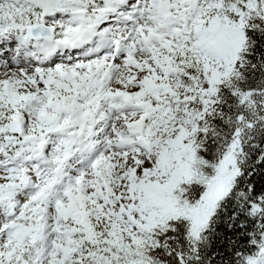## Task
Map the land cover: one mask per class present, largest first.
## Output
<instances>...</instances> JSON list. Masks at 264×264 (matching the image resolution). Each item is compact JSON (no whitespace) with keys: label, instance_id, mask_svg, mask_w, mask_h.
<instances>
[{"label":"snow or ice","instance_id":"6c2138e0","mask_svg":"<svg viewBox=\"0 0 264 264\" xmlns=\"http://www.w3.org/2000/svg\"><path fill=\"white\" fill-rule=\"evenodd\" d=\"M0 264H264V0H0Z\"/></svg>","mask_w":264,"mask_h":264}]
</instances>
